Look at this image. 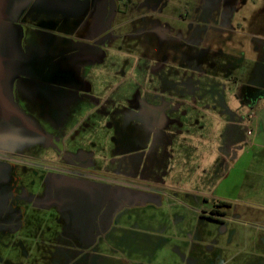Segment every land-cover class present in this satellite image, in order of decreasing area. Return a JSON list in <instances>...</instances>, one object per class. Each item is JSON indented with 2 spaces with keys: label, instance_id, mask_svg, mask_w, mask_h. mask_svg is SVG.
Here are the masks:
<instances>
[{
  "label": "rangeland",
  "instance_id": "374dc122",
  "mask_svg": "<svg viewBox=\"0 0 264 264\" xmlns=\"http://www.w3.org/2000/svg\"><path fill=\"white\" fill-rule=\"evenodd\" d=\"M11 12L0 264H264V0Z\"/></svg>",
  "mask_w": 264,
  "mask_h": 264
},
{
  "label": "flooded vegetation",
  "instance_id": "af4514ba",
  "mask_svg": "<svg viewBox=\"0 0 264 264\" xmlns=\"http://www.w3.org/2000/svg\"><path fill=\"white\" fill-rule=\"evenodd\" d=\"M34 1L35 0H31V2H34ZM61 1L65 2V3H68V4H71V5H73L75 7V6H79V4H81L82 2L84 3L87 0H61ZM16 2H17V0H7V10H6L7 18L4 21L10 20V19L17 20V17L11 12V10L13 8H15ZM3 22H2V24H3ZM5 58H6V60H9L11 58V56L10 57H5ZM6 73H7V76H6L5 80H7L8 77H9V73H8L7 70H6ZM3 86H4V83H3ZM14 106L24 115V117L27 119L28 123H30V125H32L37 131L28 130L27 128H25V126L23 125L21 120H19L17 117H11L7 121L0 119V132L3 133V135L4 134L9 135L11 132L18 133V132H20L22 130H25V131H28V132L33 133L35 135L43 136V132L39 128V126L31 118H29L26 115V113L24 114V112L19 107H17L16 105H14ZM0 162L1 163H6V162H8V163H19V164H22V165H30V163L14 159V158L6 155L4 152H1V151H0ZM49 170L50 171L60 172V173L64 172L65 174H70V175H74V176H78V177H82V178H86V179L110 182V183L126 186L123 183L113 182V181H110V180H107V179L98 178V177H94V176H91V175H85V174H81V173H77V172H73V171L60 170V169H57V168L49 169ZM209 219H212V217H209Z\"/></svg>",
  "mask_w": 264,
  "mask_h": 264
},
{
  "label": "water",
  "instance_id": "95a60500",
  "mask_svg": "<svg viewBox=\"0 0 264 264\" xmlns=\"http://www.w3.org/2000/svg\"><path fill=\"white\" fill-rule=\"evenodd\" d=\"M6 10L7 0H0V29L2 22L7 18ZM5 62L6 58L2 56L0 51V119L7 121L11 117H17L19 120H21L25 128L32 131H37L32 125H30V123H28L24 115L11 103V101L5 95L3 86V83L7 76Z\"/></svg>",
  "mask_w": 264,
  "mask_h": 264
},
{
  "label": "crops",
  "instance_id": "0c3cea01",
  "mask_svg": "<svg viewBox=\"0 0 264 264\" xmlns=\"http://www.w3.org/2000/svg\"><path fill=\"white\" fill-rule=\"evenodd\" d=\"M249 134V133H248ZM252 134H254V133H252ZM252 134H250V135H252ZM254 136V135H253Z\"/></svg>",
  "mask_w": 264,
  "mask_h": 264
}]
</instances>
